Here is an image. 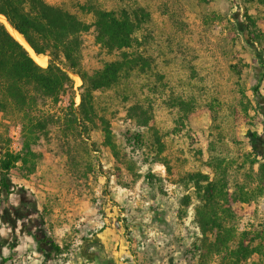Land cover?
Returning a JSON list of instances; mask_svg holds the SVG:
<instances>
[{
    "label": "rangeland",
    "instance_id": "rangeland-1",
    "mask_svg": "<svg viewBox=\"0 0 264 264\" xmlns=\"http://www.w3.org/2000/svg\"><path fill=\"white\" fill-rule=\"evenodd\" d=\"M43 1L90 26L82 34V71L92 74L121 59L122 51L96 43L94 10L141 15L137 41L126 52L142 60L112 86L93 92L89 121L60 119L70 97L75 106L80 103L76 75L69 73L71 92L46 102L43 109L53 120L47 137L33 147L39 156L35 171L24 177L16 168L10 177L28 191L46 236L63 251L46 261L21 236L19 249L0 253V263L10 258L5 264H230L225 252L210 246L216 231L207 234L208 241L200 232L197 219L205 220L207 206L189 175L226 184L227 202L212 209L232 230L230 249L242 232L247 239L264 236L263 161L247 137L264 136L251 91L258 65L233 17L245 23L247 15L264 32V0L242 6L232 0ZM259 41L264 51V35ZM41 57L45 68L48 57ZM259 92L264 102V79ZM105 128L113 147L106 145ZM0 135V146L20 150V128L2 114ZM18 196L0 206V214L10 212L6 219L16 216ZM253 245L259 251L241 264H264V241Z\"/></svg>",
    "mask_w": 264,
    "mask_h": 264
},
{
    "label": "trees",
    "instance_id": "trees-1",
    "mask_svg": "<svg viewBox=\"0 0 264 264\" xmlns=\"http://www.w3.org/2000/svg\"><path fill=\"white\" fill-rule=\"evenodd\" d=\"M232 1L242 6L249 0ZM92 13L96 43L109 52H122L120 60L105 63L101 69L88 74L81 70L80 65L82 34L87 32L90 26L68 11L49 5L43 0H0V15L22 36L35 55L48 57L47 66L40 67L26 47L0 22V114L18 124L21 139L18 152H12L6 145L0 146V206L11 196L23 195L20 197L21 202L13 206L16 216L24 217L32 226L35 225L33 238L36 250L46 261L61 255L63 248L46 236L43 220L39 217L34 201L26 197L27 190L13 184L10 172L18 168L25 177L35 171L39 156L33 147L42 138L47 137L48 126L53 120L52 114L43 107L47 101L57 103L62 95L73 90V80L69 73L76 75L82 84L79 105L75 106L73 98L70 97L65 113L60 118L68 124L89 121L93 115V92L112 86L121 72L140 66L142 60L140 55H130L126 52L137 41L134 34L140 29L141 15L136 12L129 14L122 11L118 14L102 10H94ZM233 17L258 65L255 75L257 81L251 86V91L255 109L263 115L264 128V102H261L262 96L259 92L260 83L264 79V51L257 46L264 32L256 28L247 15L244 16L248 19L245 23ZM104 132L106 145L113 147L109 140V129L105 128ZM247 137L253 153L263 161L259 169L264 173V136L247 132ZM134 140L139 141V136H135ZM189 181L194 185L200 200L207 206L208 214L205 220L197 219L202 236L208 241L207 234L216 231L210 243L213 250L217 253L225 252L231 261L230 264H241L257 253L259 248L253 243L256 239L264 241L262 232L251 239H247L246 233L242 232L236 246L232 249L229 247L232 230L225 227V220L219 218L217 211L212 209L213 206H218L220 201L227 202L228 194L224 191L226 184L219 179L210 181L199 173L189 175ZM6 215H9V211ZM6 215L5 212L0 214L3 219H6ZM153 218L165 227L162 215L155 212ZM7 261H10V258H3L0 264Z\"/></svg>",
    "mask_w": 264,
    "mask_h": 264
},
{
    "label": "crops",
    "instance_id": "crops-1",
    "mask_svg": "<svg viewBox=\"0 0 264 264\" xmlns=\"http://www.w3.org/2000/svg\"><path fill=\"white\" fill-rule=\"evenodd\" d=\"M13 215L11 214V217L9 216V219H3L2 218L3 216H0V223L1 222L3 223V225L0 227L6 226L5 230H3V229L0 230V236L2 237L1 238L2 241L0 242V253H1V255H2V253H5V251L6 252L7 251L13 252L16 249H19V241L21 240V236L24 237L25 242L30 243L29 245L32 246V249L38 253V251L36 250V243H35L34 238H33V231L34 230H33V228H30L27 226L29 224L28 220L24 217L23 218H17V216H15V215H14L15 217L13 218ZM18 221H20V224H16V223H18ZM18 225H21V226H18ZM4 231H6V233ZM4 233H5V235H4ZM58 246L60 247V245H58ZM38 255H39V253H38ZM81 256H83L82 253H81ZM66 264H74V263L71 260H69V261H67Z\"/></svg>",
    "mask_w": 264,
    "mask_h": 264
},
{
    "label": "bare ground",
    "instance_id": "bare-ground-1",
    "mask_svg": "<svg viewBox=\"0 0 264 264\" xmlns=\"http://www.w3.org/2000/svg\"><path fill=\"white\" fill-rule=\"evenodd\" d=\"M0 21L6 25L7 29L11 32V34L18 40L20 41L22 44L26 45V49L29 52L30 56L32 57V59L40 66H45L46 65V61L44 57L41 56H37L35 55L34 52H32V50L28 47V45L23 41V39L19 36V34L14 31L11 26L8 24V22H6L5 18L0 16Z\"/></svg>",
    "mask_w": 264,
    "mask_h": 264
},
{
    "label": "flooded vegetation",
    "instance_id": "flooded-vegetation-1",
    "mask_svg": "<svg viewBox=\"0 0 264 264\" xmlns=\"http://www.w3.org/2000/svg\"><path fill=\"white\" fill-rule=\"evenodd\" d=\"M20 197H23V195H19V196H18V198H19V202H21V201H20Z\"/></svg>",
    "mask_w": 264,
    "mask_h": 264
},
{
    "label": "water",
    "instance_id": "water-1",
    "mask_svg": "<svg viewBox=\"0 0 264 264\" xmlns=\"http://www.w3.org/2000/svg\"><path fill=\"white\" fill-rule=\"evenodd\" d=\"M1 16V15H0ZM6 20V19H5ZM7 22V21H6ZM2 23V22H1ZM4 25V24H3ZM27 44V43H26ZM28 45V44H27ZM31 49V48H30ZM33 52V51H32Z\"/></svg>",
    "mask_w": 264,
    "mask_h": 264
}]
</instances>
